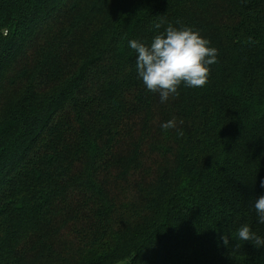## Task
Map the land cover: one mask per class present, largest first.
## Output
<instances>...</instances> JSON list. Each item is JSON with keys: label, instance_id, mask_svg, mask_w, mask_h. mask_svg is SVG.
<instances>
[{"label": "trees", "instance_id": "16d2710c", "mask_svg": "<svg viewBox=\"0 0 264 264\" xmlns=\"http://www.w3.org/2000/svg\"><path fill=\"white\" fill-rule=\"evenodd\" d=\"M168 24L218 62L161 103L128 42ZM261 181L264 0H0V264H264Z\"/></svg>", "mask_w": 264, "mask_h": 264}, {"label": "clouds", "instance_id": "9594fccd", "mask_svg": "<svg viewBox=\"0 0 264 264\" xmlns=\"http://www.w3.org/2000/svg\"><path fill=\"white\" fill-rule=\"evenodd\" d=\"M162 24L156 23L155 28L160 29ZM210 43L192 27L182 25L176 28L168 24L164 31L153 37L150 44L132 39L128 47L136 53L138 79L142 80L148 91L159 93L161 103H165L170 97L179 96L181 84L188 88L207 85L211 75L210 66L218 62V49L210 47ZM161 128H177L176 118L163 123ZM177 134L183 136V130L177 128ZM261 186H264V181H261ZM253 207L258 223L264 224V195L255 200ZM220 239L225 246H229L227 233ZM236 240L252 242L257 249L264 246V237L257 235L248 224L239 227ZM234 247L239 248L240 244L236 243Z\"/></svg>", "mask_w": 264, "mask_h": 264}]
</instances>
